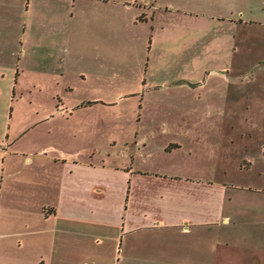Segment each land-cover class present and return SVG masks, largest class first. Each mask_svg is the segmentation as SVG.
<instances>
[{"label":"crops","instance_id":"crops-1","mask_svg":"<svg viewBox=\"0 0 264 264\" xmlns=\"http://www.w3.org/2000/svg\"><path fill=\"white\" fill-rule=\"evenodd\" d=\"M216 2L178 10L227 23L236 48L264 31V0ZM29 19L30 0H0V264H264V123L224 137L219 121L205 136V121L157 118L182 107L147 99L146 88L133 94L142 95L139 118L122 147L95 135L101 122L71 118L100 100L60 97L54 110L38 107L37 119L15 122L14 95L37 86L24 80L35 72L44 77L40 90L53 85L61 95L76 85L63 83L59 58L47 68L48 46L29 39ZM61 44L70 54V42ZM229 140L255 145L238 162L245 175L257 170L253 182L227 178L220 150Z\"/></svg>","mask_w":264,"mask_h":264},{"label":"rangeland","instance_id":"rangeland-1","mask_svg":"<svg viewBox=\"0 0 264 264\" xmlns=\"http://www.w3.org/2000/svg\"><path fill=\"white\" fill-rule=\"evenodd\" d=\"M144 1L30 0L29 39L45 43L52 58L47 68L53 70L54 59L59 58L67 71L63 83L70 78L76 85L68 93L60 88L61 95L53 85L40 90L44 77L35 72L24 80L37 86L14 95L21 108L15 122L37 119L38 107L54 110L60 97L70 104L100 100L109 105L77 109L71 118L101 122L95 135L118 140L122 147L124 140L135 136L139 118L142 95L133 94L146 88L147 99L182 107L162 111L157 118L180 124L205 121V136L215 135L212 124L219 121L226 130L224 137L240 135L252 121L264 123V46L259 45L264 31L252 30L248 38L254 42L236 48L234 29L227 23L178 10L208 11L217 8L216 0H152L149 5ZM67 40L70 54L61 44ZM245 71L253 75L235 76ZM64 124L58 127L64 129ZM249 151H256L255 145L249 148L230 140L222 145L220 164L227 167V178L233 174L239 182L242 177L241 183L257 178L256 169L245 175L238 168Z\"/></svg>","mask_w":264,"mask_h":264}]
</instances>
